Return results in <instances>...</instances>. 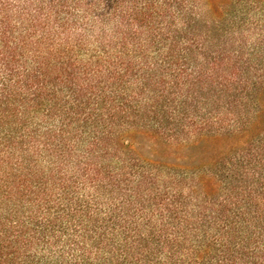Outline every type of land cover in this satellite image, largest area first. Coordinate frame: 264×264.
<instances>
[{
  "label": "trees",
  "instance_id": "1",
  "mask_svg": "<svg viewBox=\"0 0 264 264\" xmlns=\"http://www.w3.org/2000/svg\"><path fill=\"white\" fill-rule=\"evenodd\" d=\"M257 1L0 0V264H264Z\"/></svg>",
  "mask_w": 264,
  "mask_h": 264
},
{
  "label": "rangeland",
  "instance_id": "2",
  "mask_svg": "<svg viewBox=\"0 0 264 264\" xmlns=\"http://www.w3.org/2000/svg\"><path fill=\"white\" fill-rule=\"evenodd\" d=\"M257 0H232V4L226 9V18L241 15V13L247 8V5H253ZM264 5V0L259 1ZM249 7V6H248Z\"/></svg>",
  "mask_w": 264,
  "mask_h": 264
}]
</instances>
